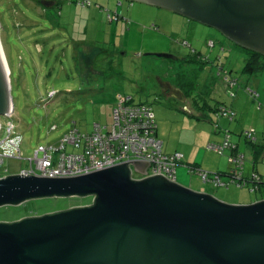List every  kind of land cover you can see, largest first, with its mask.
Instances as JSON below:
<instances>
[{"label":"rangeland","instance_id":"rangeland-1","mask_svg":"<svg viewBox=\"0 0 264 264\" xmlns=\"http://www.w3.org/2000/svg\"><path fill=\"white\" fill-rule=\"evenodd\" d=\"M0 43L13 102L11 117L1 120L5 125L13 122L12 137L22 154L0 146V178L20 175L39 147H60L73 130L91 133L95 124L110 130L122 95L131 96L134 104L152 106L167 154H183L185 162L191 157L202 172L223 175L228 186L204 183L184 168H178V184L193 191L206 189L229 205L264 200V187L254 192L226 175L236 169L231 158L237 155L244 156L245 173L254 164L264 174V151H255L256 145L264 149V72L245 74L247 53L219 31L138 0H0ZM193 49L207 59L203 68L182 61L199 60L191 54ZM224 72L237 83L226 82ZM246 81L248 87L243 86ZM179 82L193 84L187 86V99L163 89ZM219 104L227 108L234 104L233 121L214 111ZM226 134L234 145L240 140L239 151L210 150L212 140L223 141ZM7 136L5 129L0 142ZM67 152L78 151L69 147ZM93 201V196H69L5 205L0 207V222L89 206Z\"/></svg>","mask_w":264,"mask_h":264},{"label":"water","instance_id":"water-1","mask_svg":"<svg viewBox=\"0 0 264 264\" xmlns=\"http://www.w3.org/2000/svg\"><path fill=\"white\" fill-rule=\"evenodd\" d=\"M143 1L264 55V0ZM3 57L0 50V117H11ZM129 164L147 175L150 163L129 162L75 178H0V207L94 197L89 206L0 222V264H264V200L229 205L162 174L132 179Z\"/></svg>","mask_w":264,"mask_h":264},{"label":"built area","instance_id":"built-area-1","mask_svg":"<svg viewBox=\"0 0 264 264\" xmlns=\"http://www.w3.org/2000/svg\"><path fill=\"white\" fill-rule=\"evenodd\" d=\"M209 45L214 46L213 40L209 41ZM249 94L254 93L249 90ZM221 114L232 121L235 119L232 111L222 109ZM113 119L114 125L110 130L95 124L91 133H81L78 130L67 133L60 147H39L34 158L30 160V167L21 174L25 177L32 175L41 178H75L129 162H148L150 165L147 175L138 173L134 165L129 164L131 178L141 180L151 175L162 174L177 183L178 168L185 167L190 174L195 172L204 183H214L217 187L228 186L223 183V175L202 172L199 168L186 164L183 154L165 153L164 143L157 135L158 126L152 106L134 104L131 96L119 95ZM13 127L11 120L5 125L0 117V138L5 129L8 133L6 139L0 142V146L16 148L22 155L17 145L19 142L12 137ZM246 136L250 137L251 133L247 132ZM209 145L210 150L218 153L226 148L236 149L229 134L225 135L221 143ZM69 147L78 152L68 153ZM231 161L237 165L228 175L234 183L240 187H252L254 192L264 187V177L258 173L244 177V156L237 155L232 157Z\"/></svg>","mask_w":264,"mask_h":264},{"label":"trees","instance_id":"trees-1","mask_svg":"<svg viewBox=\"0 0 264 264\" xmlns=\"http://www.w3.org/2000/svg\"><path fill=\"white\" fill-rule=\"evenodd\" d=\"M214 42V41H213ZM215 44V42H214ZM238 48L240 49H243L247 55H248V59H247V62H246V65L244 67V70L243 72L245 74H248V75H254V74H258V73H262L264 72V55H262L261 53L257 52V51H254V50H250V49H247V48H244L240 45H237L236 43H234ZM191 54L193 55H197L199 60L197 61H193V60H190V59H186V60H182L185 62V64H190V63H198L200 65H202L201 67L203 68V65H206L207 64V59L201 54V52H198L196 50H192ZM176 61H179L178 58H176ZM201 68V69H202ZM223 69V68H222ZM225 73V72H224ZM231 73V72H230ZM197 75H195V78L196 80L198 79L199 77V73H196ZM229 74V73H228ZM225 81L226 82H229L230 84H236L237 83V80L233 79L232 76L230 75V78L227 77L226 73H225ZM197 82V81H196ZM184 82H181V85H180V82L177 84V88H179L181 91L184 92L185 96L188 98L189 96V92L188 91V87L190 88H193V84L192 83H188V85H184L182 84ZM184 89V90H183ZM188 93V94H187ZM142 104V103H141ZM145 104V103H143ZM149 105V104H148ZM220 105V104H219ZM217 106L216 108H214L215 111H220L222 109H226L228 111H233L232 108H227L225 105H220V106ZM151 106V105H150ZM206 108H209L207 105H205ZM204 107V108H205ZM193 167H195L194 165H191ZM226 175H230V172L229 173H226Z\"/></svg>","mask_w":264,"mask_h":264},{"label":"crops","instance_id":"crops-1","mask_svg":"<svg viewBox=\"0 0 264 264\" xmlns=\"http://www.w3.org/2000/svg\"><path fill=\"white\" fill-rule=\"evenodd\" d=\"M184 18V17H183ZM184 19H186V18H184ZM250 81V80H249ZM249 81H246V86L245 85H243L244 87H248L249 86ZM239 82V81H238ZM258 86H260V85H258ZM171 88L170 89H177V90H179L180 91V93L179 92H177L178 94H179V98H186V96H185V94H184V92L183 91H181L179 88H177V87H175V86H170ZM164 88V87H163ZM259 88V87H258ZM167 89H169V88H167ZM166 92V91H165ZM249 92V91H248ZM170 95V94H169ZM253 95H256V94H253ZM187 99V98H186ZM195 107V109H197V108H199L198 106H194ZM231 107H232V109H234V104L233 105H231ZM205 109H206V107H205ZM215 111V110H214ZM230 121H232V120H230ZM219 126V125H218ZM221 126H219V128H220ZM226 129H228L229 131H233L232 129H231V127H228V128H226ZM219 133H221V132H217V135L219 134ZM229 133V132H228ZM157 135H158V131H157ZM230 140H231V137H230ZM232 141V140H231ZM222 142V140H212V142L211 143H221ZM233 143V142H232ZM235 145H236V151H239V147H240V140H238L237 141V143H235ZM235 150H233V151H235ZM255 151H258V153H259V151H261V153L260 154H262L263 153V151H264V149H262V146H255ZM166 153V152H165ZM186 158V156L184 157V159ZM188 159H189V162H185L186 164H188V165H194L195 167H197L198 168V166L196 165V164H193L191 161H192V158L191 157H188ZM180 168H184L185 169V171H187L189 174H190V172L188 171V169L187 168H185V167H180ZM245 169V168H244ZM264 172V171H263ZM253 173H259V175L260 176H262V177H264V174H262L259 170H257L256 168H255V165L253 164L252 165V171L251 172H244L243 171V175H244V177H251L252 176V174ZM196 192H204V193H206V194H209V195H211L210 193H208L207 192V190L206 189H202V190H199V191H196Z\"/></svg>","mask_w":264,"mask_h":264},{"label":"flooded vegetation","instance_id":"flooded-vegetation-1","mask_svg":"<svg viewBox=\"0 0 264 264\" xmlns=\"http://www.w3.org/2000/svg\"><path fill=\"white\" fill-rule=\"evenodd\" d=\"M140 1L145 2L143 0H140ZM157 8H159V7H157ZM160 9H162V8H160ZM167 88H169V89H167ZM163 89H164V91H166L167 94H175L177 97H179V94L177 93L176 89H170V87H164Z\"/></svg>","mask_w":264,"mask_h":264},{"label":"bare ground","instance_id":"bare-ground-1","mask_svg":"<svg viewBox=\"0 0 264 264\" xmlns=\"http://www.w3.org/2000/svg\"><path fill=\"white\" fill-rule=\"evenodd\" d=\"M0 50L3 53V49H2L1 43H0ZM3 56H4V53H3ZM3 58L5 59V57H3ZM7 70H8V68H7Z\"/></svg>","mask_w":264,"mask_h":264}]
</instances>
